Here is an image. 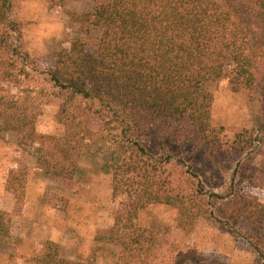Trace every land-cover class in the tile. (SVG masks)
Returning a JSON list of instances; mask_svg holds the SVG:
<instances>
[{
	"label": "trees",
	"instance_id": "trees-1",
	"mask_svg": "<svg viewBox=\"0 0 264 264\" xmlns=\"http://www.w3.org/2000/svg\"><path fill=\"white\" fill-rule=\"evenodd\" d=\"M12 8L13 0H0V133L16 132L39 142V162L59 179L77 177L84 149L108 151L104 165L124 211L100 240L120 249L121 262L152 264L160 249L152 230L138 225L140 212L151 205L177 209L185 231L205 214L228 226L213 211L223 202L237 207L238 216L264 221L263 205L249 199L243 204L233 192L219 195L198 183L186 194L174 185L167 167L174 157L155 158L137 133V123L149 115L151 121L182 127L187 138H199L212 151L219 146L209 86L227 80L234 92L246 90L251 98L264 92V0L97 1L93 11L79 16L87 27L101 29L97 50H88L84 39L73 40L50 74L64 127L55 136L37 132V95L23 91L16 96L7 88L24 90L31 77L27 55L12 43L13 35L20 34ZM95 123L104 124L97 129ZM12 174L8 187L17 195L21 182ZM205 203L209 211L202 209ZM251 244L264 264V241ZM39 264L82 263L61 258L59 247L49 242Z\"/></svg>",
	"mask_w": 264,
	"mask_h": 264
},
{
	"label": "rangeland",
	"instance_id": "rangeland-1",
	"mask_svg": "<svg viewBox=\"0 0 264 264\" xmlns=\"http://www.w3.org/2000/svg\"><path fill=\"white\" fill-rule=\"evenodd\" d=\"M97 1L108 0H13L11 17L20 34L13 35L12 43L27 55L31 77L24 90L7 88L16 96L23 91L37 95L39 135L64 133L61 100L50 74L59 53L69 50L73 40L84 39L88 50H97L101 29L79 21ZM209 90L214 96L212 125L220 139L214 151L197 137L187 138L182 127L151 121L149 115L137 123L139 141L159 160L174 157L167 167L174 185L186 194L202 183L206 191L233 192L243 204L249 199L264 206V92L251 98L246 90L234 92L227 80L211 83ZM95 124L98 129L104 123ZM40 146L16 132L0 133V264H39L49 242L59 247L65 260L125 264L118 247L100 240L124 211L123 201L113 197V176L104 165L108 151L98 146L84 149L77 177L65 180L45 172L39 162ZM13 172L21 182L17 195L8 187ZM202 209L211 208L205 203ZM237 210L223 202L213 211L228 226L205 214L185 231L177 209L147 207L140 212L138 225L152 230L160 241L152 264H263L251 241H264V221L238 216Z\"/></svg>",
	"mask_w": 264,
	"mask_h": 264
}]
</instances>
